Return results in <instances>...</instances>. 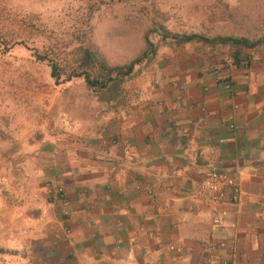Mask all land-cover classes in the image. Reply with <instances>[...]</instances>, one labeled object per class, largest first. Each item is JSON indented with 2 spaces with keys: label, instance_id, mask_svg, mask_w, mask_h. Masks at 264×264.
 Returning <instances> with one entry per match:
<instances>
[{
  "label": "crops",
  "instance_id": "0c3cea01",
  "mask_svg": "<svg viewBox=\"0 0 264 264\" xmlns=\"http://www.w3.org/2000/svg\"><path fill=\"white\" fill-rule=\"evenodd\" d=\"M164 39L93 122L0 159V264H264V47Z\"/></svg>",
  "mask_w": 264,
  "mask_h": 264
},
{
  "label": "rangeland",
  "instance_id": "374dc122",
  "mask_svg": "<svg viewBox=\"0 0 264 264\" xmlns=\"http://www.w3.org/2000/svg\"><path fill=\"white\" fill-rule=\"evenodd\" d=\"M188 33L263 38L264 0H0V159L20 140L93 122L124 81L99 89L68 79L73 71L96 77L101 59L116 67L138 57L146 34L157 48Z\"/></svg>",
  "mask_w": 264,
  "mask_h": 264
},
{
  "label": "trees",
  "instance_id": "16d2710c",
  "mask_svg": "<svg viewBox=\"0 0 264 264\" xmlns=\"http://www.w3.org/2000/svg\"><path fill=\"white\" fill-rule=\"evenodd\" d=\"M174 38H176L179 42L200 41L203 43L231 44L245 48H253L260 44H264V37L255 40H249L245 37H235V36H217L214 38H209L198 33H188V34H182L180 36L174 35ZM144 40L146 43V48L138 57H136L129 63L123 66L108 67L107 65H105V62L101 59L102 69L98 76L91 77L87 72L80 73L73 71L69 75L68 79L71 78L72 76L83 75V78L87 85L99 89L107 88L110 84L113 83H115V85L121 83L125 78L132 76L133 70L136 65H138L141 62H145V61L147 62L155 55L157 48L150 41L147 34L145 35ZM39 57L42 59L45 58L42 55H39ZM51 74L57 82V80H59V72L57 65L53 63L51 64Z\"/></svg>",
  "mask_w": 264,
  "mask_h": 264
},
{
  "label": "built area",
  "instance_id": "2783aa9c",
  "mask_svg": "<svg viewBox=\"0 0 264 264\" xmlns=\"http://www.w3.org/2000/svg\"><path fill=\"white\" fill-rule=\"evenodd\" d=\"M224 86L228 91H233V86L229 81H226ZM51 183V181H48L50 187L54 188L55 195L62 197L64 195L63 187L59 185L53 186ZM196 186L200 195H203L214 202H219L224 199L222 192L226 189L230 192V199L232 202L238 201L240 194V186L237 176L223 170H206L198 180ZM211 224L214 227H222V217L219 214L214 215ZM210 262L211 259L208 258L204 264H210Z\"/></svg>",
  "mask_w": 264,
  "mask_h": 264
}]
</instances>
